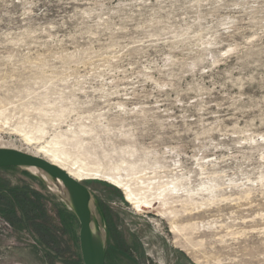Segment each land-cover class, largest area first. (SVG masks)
<instances>
[{"label":"rangeland","instance_id":"rangeland-1","mask_svg":"<svg viewBox=\"0 0 264 264\" xmlns=\"http://www.w3.org/2000/svg\"><path fill=\"white\" fill-rule=\"evenodd\" d=\"M0 117V147L178 186L139 212L82 179L106 264H264V0H0ZM66 208L1 169L0 264H83Z\"/></svg>","mask_w":264,"mask_h":264},{"label":"water","instance_id":"water-1","mask_svg":"<svg viewBox=\"0 0 264 264\" xmlns=\"http://www.w3.org/2000/svg\"><path fill=\"white\" fill-rule=\"evenodd\" d=\"M5 168H24L36 175L77 217L83 264H106L108 232L100 221L94 191L84 181L41 156L13 147H0V170Z\"/></svg>","mask_w":264,"mask_h":264},{"label":"bare ground","instance_id":"bare-ground-1","mask_svg":"<svg viewBox=\"0 0 264 264\" xmlns=\"http://www.w3.org/2000/svg\"><path fill=\"white\" fill-rule=\"evenodd\" d=\"M0 120H1V117H0ZM1 147H5V146H1ZM43 149H45V146L43 147ZM46 152H52L53 153L52 157L50 158L46 154L41 155L40 153L38 154L36 152L33 154L41 156V157L47 159L48 161L60 166L65 171H67L71 176H73L74 178H76L80 181H82V179H88V178L89 179H98L99 176L101 179L108 180L113 185L120 187L124 190V194H125L127 201L129 203L133 204L134 208L139 212H142L144 210V207L153 208L154 207L153 204L155 201H159L162 206L165 205L167 203L168 197L170 195H172V193L174 194L175 190H179L178 186L175 184H173L172 186L165 185L162 189L159 190V192L151 194L150 187L145 186L144 181L131 183L130 181L125 179L122 175L114 174V173H112V174L103 173V175L102 174L99 175V174H95V173L94 174L86 173L87 176L85 178H82L81 176L84 175V173L79 172L80 170L76 171V169L78 167L73 170L71 167H69L68 164H66L63 161H60L61 155L57 154L56 151H54V148H48V149H46ZM86 170H87V168H86ZM87 171L88 172L89 171H96V173L97 172L99 173V170H96V169L95 170L90 169ZM90 175H92V177ZM97 175H99V176H97ZM162 213L167 214V212H165V211H163ZM166 217L169 220V222L171 223V227H172L171 231L175 233L176 243L178 245L184 246V242L182 240L183 228H182V225L180 224L179 219H178L179 215L175 211H173V212H170L169 215H166Z\"/></svg>","mask_w":264,"mask_h":264},{"label":"trees","instance_id":"trees-1","mask_svg":"<svg viewBox=\"0 0 264 264\" xmlns=\"http://www.w3.org/2000/svg\"><path fill=\"white\" fill-rule=\"evenodd\" d=\"M15 199V198H14ZM16 200V199H15ZM18 200V201H17ZM17 200H16V202H18V203H20V204H24V205H27L26 203H25V201H22L21 199H18L17 198ZM66 212H67V214L69 215V217H70V221L72 222L73 220H78L77 219V217L74 215V213L73 212H71L69 209H67L66 208ZM82 262H83V259H80Z\"/></svg>","mask_w":264,"mask_h":264},{"label":"flooded vegetation","instance_id":"flooded-vegetation-1","mask_svg":"<svg viewBox=\"0 0 264 264\" xmlns=\"http://www.w3.org/2000/svg\"><path fill=\"white\" fill-rule=\"evenodd\" d=\"M108 253H109V249H108V251H107V256H108Z\"/></svg>","mask_w":264,"mask_h":264}]
</instances>
